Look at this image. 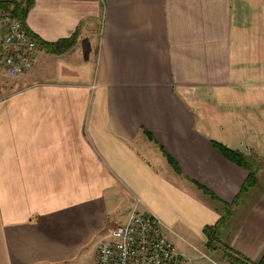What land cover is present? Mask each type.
<instances>
[{"label":"crops","instance_id":"1","mask_svg":"<svg viewBox=\"0 0 264 264\" xmlns=\"http://www.w3.org/2000/svg\"><path fill=\"white\" fill-rule=\"evenodd\" d=\"M32 1L30 33L74 42L0 76V264H95L135 200L185 260L219 224L264 264V165L240 193L213 144L264 161V0Z\"/></svg>","mask_w":264,"mask_h":264},{"label":"built area","instance_id":"2","mask_svg":"<svg viewBox=\"0 0 264 264\" xmlns=\"http://www.w3.org/2000/svg\"><path fill=\"white\" fill-rule=\"evenodd\" d=\"M42 46L25 23L0 10V76L14 78L34 66ZM95 264H188L167 240L161 223L135 200L124 223L109 229L96 244Z\"/></svg>","mask_w":264,"mask_h":264},{"label":"trees","instance_id":"3","mask_svg":"<svg viewBox=\"0 0 264 264\" xmlns=\"http://www.w3.org/2000/svg\"><path fill=\"white\" fill-rule=\"evenodd\" d=\"M32 3V0H0V10L9 11L12 15L25 22L26 15L30 7L32 6ZM39 42L42 48L49 52L62 53L72 46L74 38L72 36L51 43L40 40ZM213 144L227 159L245 168L248 171L247 179L243 184L240 193H244L248 189L252 188L256 184V173L260 169V167L264 165V161L262 159L256 158L255 156L245 155L237 150L229 149L220 143L213 142ZM228 215L229 211L226 209L224 211V216L218 223L224 222V219L228 217ZM218 226L219 224H216L212 227H205L203 230L205 236L207 237V247L209 248H212V242L216 240L215 237L217 234ZM226 251L230 254L228 257L231 261V264H261V261H259L258 263H253L245 258H242L240 255L230 249L226 248Z\"/></svg>","mask_w":264,"mask_h":264},{"label":"rangeland","instance_id":"4","mask_svg":"<svg viewBox=\"0 0 264 264\" xmlns=\"http://www.w3.org/2000/svg\"><path fill=\"white\" fill-rule=\"evenodd\" d=\"M180 245L185 248V252L187 253L186 261L188 264H231L228 257L230 255L229 252H227L226 248L222 244H219L217 240L212 242V247H218V249H220L216 252H211L210 250L203 248L200 251H195L184 242H181ZM72 264H93V261L90 256L85 259H77L73 261Z\"/></svg>","mask_w":264,"mask_h":264}]
</instances>
